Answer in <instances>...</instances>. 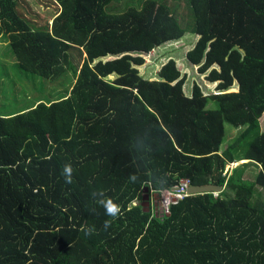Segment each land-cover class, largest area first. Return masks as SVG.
Returning <instances> with one entry per match:
<instances>
[{
  "label": "trees",
  "instance_id": "obj_1",
  "mask_svg": "<svg viewBox=\"0 0 264 264\" xmlns=\"http://www.w3.org/2000/svg\"><path fill=\"white\" fill-rule=\"evenodd\" d=\"M47 1L60 6L51 25L0 0V54L73 81L0 115V264H264V0H184L185 14L180 0ZM187 33L184 60L212 96L195 82L185 96L174 59L155 80L136 68ZM224 124L237 137L221 148ZM184 178L222 190L160 215L153 195ZM109 198L116 217L98 202Z\"/></svg>",
  "mask_w": 264,
  "mask_h": 264
},
{
  "label": "rangeland",
  "instance_id": "obj_2",
  "mask_svg": "<svg viewBox=\"0 0 264 264\" xmlns=\"http://www.w3.org/2000/svg\"><path fill=\"white\" fill-rule=\"evenodd\" d=\"M167 4L172 5L173 0H167ZM22 5L25 17H27V13L35 16L31 20L38 25H51L60 11L58 4L47 0H23ZM178 6L180 7L179 13L185 14V1L180 0ZM36 20L41 21V23H36ZM194 39V35L187 33L177 43H167L147 54H142L144 64L136 68L144 79L155 80L157 71L163 62L174 59L181 74H186L187 77L184 84L185 96H189L191 84L194 82L200 88L203 96H212L216 91L214 87L216 84L207 82L204 74H198L196 72V66L193 67L184 60L185 53L191 48ZM9 56V49L7 47L0 54V115L9 113L12 110L11 108L19 104L26 106L27 104L40 101L48 103L51 100H57L59 99L58 97L66 93L73 82L71 73L59 82L45 80L23 73L16 68L15 62ZM108 79L112 80L114 77H109ZM236 90L237 87L233 86L229 91ZM206 109L215 110L216 105L208 102ZM259 125L260 130L263 131L264 116L260 119ZM224 131L225 137L221 148L225 147L226 144L232 143L237 137V131H234L227 124H224ZM237 164H243V162H238L233 165L236 166ZM253 166L255 167V165ZM254 167L250 166L248 168L247 177H250L256 170Z\"/></svg>",
  "mask_w": 264,
  "mask_h": 264
},
{
  "label": "built area",
  "instance_id": "obj_3",
  "mask_svg": "<svg viewBox=\"0 0 264 264\" xmlns=\"http://www.w3.org/2000/svg\"><path fill=\"white\" fill-rule=\"evenodd\" d=\"M230 165L229 167H233ZM189 182L187 179H180L177 185L170 188L169 190L162 191L159 193L158 211L161 215H169L170 207L176 205L178 202L182 201L185 197L189 196L187 189L189 188ZM217 196V194H214Z\"/></svg>",
  "mask_w": 264,
  "mask_h": 264
},
{
  "label": "clouds",
  "instance_id": "obj_4",
  "mask_svg": "<svg viewBox=\"0 0 264 264\" xmlns=\"http://www.w3.org/2000/svg\"><path fill=\"white\" fill-rule=\"evenodd\" d=\"M72 172H73V169H72L71 165L66 164L64 166L63 172H62V175L64 176L66 183H69V184L72 183ZM130 179L135 180V177L132 176V177H130ZM152 194H154V193H152ZM215 194H218V193H215ZM155 196H158V195L157 194L153 195V197H152L153 205H154V197ZM98 202L105 208V211L108 215H110L112 217H116L120 213V206L117 205L116 203H114L112 199H110V198L109 199H101ZM157 202H159V196H158ZM157 208H159L158 203H157ZM104 227L105 228L110 227V221H105ZM93 230H94L93 228L86 229V234H91Z\"/></svg>",
  "mask_w": 264,
  "mask_h": 264
},
{
  "label": "water",
  "instance_id": "obj_5",
  "mask_svg": "<svg viewBox=\"0 0 264 264\" xmlns=\"http://www.w3.org/2000/svg\"><path fill=\"white\" fill-rule=\"evenodd\" d=\"M220 187H214V186H206V187H189L187 189V193L189 195H197V194H204V193H220L221 192ZM157 201H158V196L154 197V208H157Z\"/></svg>",
  "mask_w": 264,
  "mask_h": 264
},
{
  "label": "crops",
  "instance_id": "obj_6",
  "mask_svg": "<svg viewBox=\"0 0 264 264\" xmlns=\"http://www.w3.org/2000/svg\"><path fill=\"white\" fill-rule=\"evenodd\" d=\"M242 162L244 163V162H247V161H242Z\"/></svg>",
  "mask_w": 264,
  "mask_h": 264
}]
</instances>
